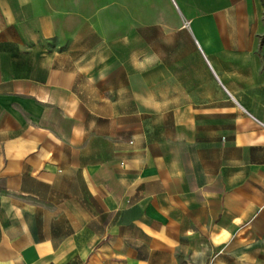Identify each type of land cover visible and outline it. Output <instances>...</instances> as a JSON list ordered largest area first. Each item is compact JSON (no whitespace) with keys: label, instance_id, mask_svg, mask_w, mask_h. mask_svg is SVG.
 <instances>
[{"label":"crops","instance_id":"crops-1","mask_svg":"<svg viewBox=\"0 0 264 264\" xmlns=\"http://www.w3.org/2000/svg\"><path fill=\"white\" fill-rule=\"evenodd\" d=\"M171 2L126 70L0 0V264H264V0Z\"/></svg>","mask_w":264,"mask_h":264},{"label":"rangeland","instance_id":"rangeland-1","mask_svg":"<svg viewBox=\"0 0 264 264\" xmlns=\"http://www.w3.org/2000/svg\"><path fill=\"white\" fill-rule=\"evenodd\" d=\"M71 17L74 41L83 48L103 37L121 69L143 68L146 54L159 62L161 23L176 19L171 0H58ZM62 7V8H63ZM100 42V40H99Z\"/></svg>","mask_w":264,"mask_h":264}]
</instances>
